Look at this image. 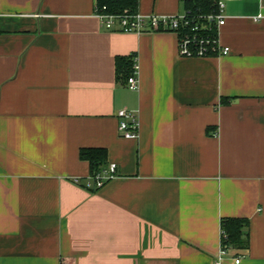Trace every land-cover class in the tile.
Listing matches in <instances>:
<instances>
[{"label":"crops","instance_id":"1","mask_svg":"<svg viewBox=\"0 0 264 264\" xmlns=\"http://www.w3.org/2000/svg\"><path fill=\"white\" fill-rule=\"evenodd\" d=\"M222 1L230 53L186 57L174 32L106 29L96 0H0V264H215L224 217L250 244L221 264H264V0ZM83 147L117 165L99 189Z\"/></svg>","mask_w":264,"mask_h":264},{"label":"built area","instance_id":"2","mask_svg":"<svg viewBox=\"0 0 264 264\" xmlns=\"http://www.w3.org/2000/svg\"><path fill=\"white\" fill-rule=\"evenodd\" d=\"M186 1V0H183ZM217 12L197 14L192 9H185L175 15H143L135 14H108L96 9L103 26L108 30L131 32H158L171 31L178 37L180 55L186 57H204L210 55H227L231 49L222 45L220 40L221 27L226 22L224 14L225 4L217 0ZM136 61V56L134 57ZM131 89L138 88V64H134L133 73L128 78ZM119 118V132L124 138L137 139L139 137L140 122L136 110L122 108L117 111ZM117 165L111 163L104 171L96 175L93 184L96 188L102 187L107 181L116 176ZM93 180V179H92ZM233 247L222 243L215 264H221L229 256ZM241 255L235 257V263L241 262ZM74 264V263H67Z\"/></svg>","mask_w":264,"mask_h":264},{"label":"trees","instance_id":"3","mask_svg":"<svg viewBox=\"0 0 264 264\" xmlns=\"http://www.w3.org/2000/svg\"><path fill=\"white\" fill-rule=\"evenodd\" d=\"M185 9H192L197 14L217 12V0H186ZM96 9L108 14H135L138 12V0H96ZM184 9V10H185ZM133 57L119 56L116 58V76L118 80L128 81L133 73ZM80 157L90 164V179L106 169L108 150L102 147H83ZM96 190L95 186H91ZM248 218L224 217L221 219L222 243L233 248H247L250 244Z\"/></svg>","mask_w":264,"mask_h":264}]
</instances>
